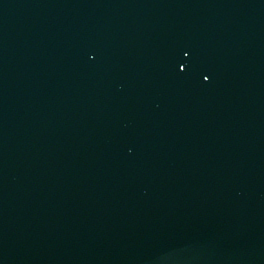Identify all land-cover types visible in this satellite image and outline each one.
Returning a JSON list of instances; mask_svg holds the SVG:
<instances>
[{"label": "water", "instance_id": "1", "mask_svg": "<svg viewBox=\"0 0 264 264\" xmlns=\"http://www.w3.org/2000/svg\"><path fill=\"white\" fill-rule=\"evenodd\" d=\"M0 264H264V0H0Z\"/></svg>", "mask_w": 264, "mask_h": 264}]
</instances>
